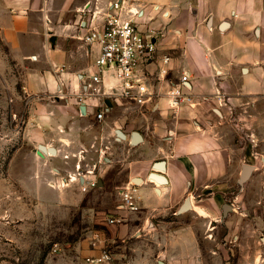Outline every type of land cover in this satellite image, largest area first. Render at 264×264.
Returning <instances> with one entry per match:
<instances>
[{
  "label": "crops",
  "instance_id": "crops-1",
  "mask_svg": "<svg viewBox=\"0 0 264 264\" xmlns=\"http://www.w3.org/2000/svg\"><path fill=\"white\" fill-rule=\"evenodd\" d=\"M115 1L0 0L1 212L17 215L18 199L39 200L44 211L83 208L91 223L73 243L80 259L61 264H84L103 247L115 264H203L195 225L178 224L189 199L187 211L212 227L208 242L224 207L228 236L240 242L237 264H264V149L254 144L264 120V0H127L141 29L161 34L159 55L171 57L153 106L135 111L83 89L100 52L83 41L84 23L100 24ZM186 72L194 102L173 109L166 93ZM104 82L118 86L111 71ZM245 165L252 169L241 183ZM80 175L97 187L82 192ZM132 184L140 209L123 211L120 190ZM20 210L28 216L30 207ZM2 226L0 237L14 234ZM213 253V264H227L228 252Z\"/></svg>",
  "mask_w": 264,
  "mask_h": 264
},
{
  "label": "built area",
  "instance_id": "built-area-1",
  "mask_svg": "<svg viewBox=\"0 0 264 264\" xmlns=\"http://www.w3.org/2000/svg\"><path fill=\"white\" fill-rule=\"evenodd\" d=\"M141 16L134 11L127 0H116L104 14L100 24L94 16L91 18L87 31L82 39L88 44H97L100 48L95 61V71L88 75L84 81L83 89L92 97H117L125 103L138 108L151 107L154 97L157 96L155 84L166 79L171 62L169 55H159L156 39L161 36L155 30L145 32L141 29ZM159 65L156 72L149 68ZM111 71L118 81V86L106 87L105 72ZM190 74L183 73L177 84L166 93L170 107L173 109L183 105H192L194 98L184 92L189 90ZM153 106V105H152ZM104 111L97 114L102 119ZM89 175V173H88ZM81 175L73 178L80 183L82 192H88L97 187V180L88 178L82 180ZM72 180V178H70ZM137 185L132 184L120 190L122 205L119 209L127 212L139 211L137 204ZM124 221L120 217H107L109 224L117 225ZM84 264H115L113 255L106 248L96 257H86Z\"/></svg>",
  "mask_w": 264,
  "mask_h": 264
},
{
  "label": "rangeland",
  "instance_id": "rangeland-1",
  "mask_svg": "<svg viewBox=\"0 0 264 264\" xmlns=\"http://www.w3.org/2000/svg\"><path fill=\"white\" fill-rule=\"evenodd\" d=\"M129 106V105H128ZM131 111H135L134 106H129ZM144 111V110H143ZM120 112V110H118ZM151 111H146L150 113ZM259 140L254 143L259 148L260 153L264 149V120L259 121L257 127ZM264 188V186H263ZM239 190V185L235 184L226 195L222 204L228 206L226 213L234 208V195ZM264 194V192H263ZM1 202V201H0ZM17 215L10 217L7 212L0 210V225L6 230L12 229L11 235L6 231L0 237V264H61L70 259L78 261L75 257L77 250L73 246L75 240L88 233L90 221L83 215V208H71L66 211L52 207L51 211L43 210L41 201L18 199ZM11 200L7 198L1 204L5 211L10 208ZM86 204V203H85ZM29 205L28 216H22L20 207ZM224 207L219 208L221 222L215 230L214 239L208 242L207 233L212 229L208 224V219L191 213L184 212L178 220V224L192 223L195 225L199 244L204 259L203 264H213L210 256L212 250L218 251V255H226L229 259L227 264H237L240 256L239 241L228 236V228L222 219ZM201 213V212H200ZM247 250H250L247 248ZM74 257V258H73ZM69 259V260H68ZM67 264V263H66Z\"/></svg>",
  "mask_w": 264,
  "mask_h": 264
},
{
  "label": "water",
  "instance_id": "water-1",
  "mask_svg": "<svg viewBox=\"0 0 264 264\" xmlns=\"http://www.w3.org/2000/svg\"><path fill=\"white\" fill-rule=\"evenodd\" d=\"M118 134L122 135V132L118 131ZM140 140H141V135L138 132H135L134 136H133V143H139ZM158 165L159 166H163L164 163L163 162H159ZM251 169H252V167L249 166V165H245L243 167V172H242V176H241V179H240L241 183H243L247 179ZM153 176H154V178L158 179L161 182H165L166 181L165 178L163 176H161V175L154 174ZM189 209H190V201H189V199H186L185 203L180 208L179 212L182 213V212L187 211ZM227 209H228V206L225 205V211H227ZM161 264H163V263L161 262Z\"/></svg>",
  "mask_w": 264,
  "mask_h": 264
}]
</instances>
